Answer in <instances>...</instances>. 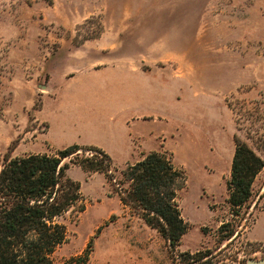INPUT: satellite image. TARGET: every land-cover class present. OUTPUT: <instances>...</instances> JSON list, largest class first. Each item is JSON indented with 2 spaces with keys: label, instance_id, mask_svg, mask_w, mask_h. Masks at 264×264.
<instances>
[{
  "label": "rangeland",
  "instance_id": "obj_1",
  "mask_svg": "<svg viewBox=\"0 0 264 264\" xmlns=\"http://www.w3.org/2000/svg\"><path fill=\"white\" fill-rule=\"evenodd\" d=\"M122 74H147L158 90L160 108L144 111L162 129L156 151L187 177L178 202L189 227L175 249L116 189L145 153L99 145L112 144V126L123 137L130 127L113 105ZM93 86L104 90L81 91ZM236 134L264 158V0H0V157L76 143L113 162L111 180L78 164L67 170L86 209L65 220L56 263L82 256L91 240L84 264H185V252L207 248L216 264L264 261V243L242 237L264 206V169L239 216L228 202ZM228 221L230 240L220 232Z\"/></svg>",
  "mask_w": 264,
  "mask_h": 264
},
{
  "label": "trees",
  "instance_id": "obj_2",
  "mask_svg": "<svg viewBox=\"0 0 264 264\" xmlns=\"http://www.w3.org/2000/svg\"><path fill=\"white\" fill-rule=\"evenodd\" d=\"M235 142L227 187L231 214L239 216L253 199V185L264 169V158L237 134ZM71 164L114 178L110 155L95 145L75 143L53 155L12 157L6 153L0 157V264H58L54 253L68 240L65 220L86 209L80 182L67 175ZM123 176L116 189L124 206L175 249L189 227L178 202L187 181L184 169L166 152L155 150L128 165ZM220 232L228 240L237 235L231 221L224 222ZM91 246L92 240L82 256L59 264H84ZM183 255L185 264H216L209 248Z\"/></svg>",
  "mask_w": 264,
  "mask_h": 264
},
{
  "label": "crops",
  "instance_id": "obj_3",
  "mask_svg": "<svg viewBox=\"0 0 264 264\" xmlns=\"http://www.w3.org/2000/svg\"><path fill=\"white\" fill-rule=\"evenodd\" d=\"M114 75L117 78L118 74ZM122 75L128 80L123 86L114 89L116 97L113 105L118 113L124 114L123 118L126 123L128 122L127 124H129L130 127L127 136L123 137L117 134V127H119V125L112 126L111 129L115 134L112 139V144L99 145L108 152H113L115 150H120L125 153L140 152L142 156L144 153L147 154L157 150L158 146H161L163 141L162 129L160 127L157 128V126L153 124L156 122V117L154 118L155 115L153 116L151 111L144 112L146 109L157 110L160 108L157 106V102H159V92L151 83L145 80L147 74ZM87 89L92 93H98L100 90H104L103 87L93 86L91 88L81 89V91H87ZM144 104H146L147 108H145L146 106L142 107ZM99 111L100 108L98 107L97 112ZM134 118H139L137 121L141 119L143 124H135ZM140 128H142V132L138 131ZM242 237L245 241L264 243V206L257 211L252 223L246 226L245 230L242 232Z\"/></svg>",
  "mask_w": 264,
  "mask_h": 264
},
{
  "label": "water",
  "instance_id": "obj_4",
  "mask_svg": "<svg viewBox=\"0 0 264 264\" xmlns=\"http://www.w3.org/2000/svg\"><path fill=\"white\" fill-rule=\"evenodd\" d=\"M264 261H261V262H254V261H252L251 263H253V264H262Z\"/></svg>",
  "mask_w": 264,
  "mask_h": 264
}]
</instances>
